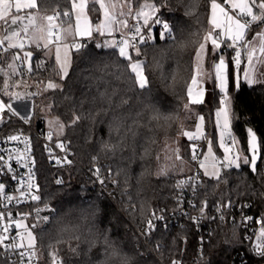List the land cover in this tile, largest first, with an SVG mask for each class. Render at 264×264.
Masks as SVG:
<instances>
[{
	"label": "trees",
	"instance_id": "trees-1",
	"mask_svg": "<svg viewBox=\"0 0 264 264\" xmlns=\"http://www.w3.org/2000/svg\"><path fill=\"white\" fill-rule=\"evenodd\" d=\"M210 1L131 0L133 9L142 2L155 4L156 15L170 25L175 36V41L161 39V26L157 25L153 39L140 46L138 57L133 55V59L145 61L148 84L144 89L135 84L130 69L123 70L122 66L128 62L114 54L115 49L98 48L93 39L72 52L68 77L60 80V87L41 97L48 106V114L64 125L61 139L75 161L54 173L52 166L43 157L40 159L41 201L26 214L34 219L32 225L38 224L32 229L43 259L48 257V248L54 247L58 248L61 264H103L105 237L127 256L128 264H170L176 257L179 238L185 235L182 230L157 229L147 243L135 231L152 213L174 207L177 184L185 176L156 177L155 170L163 140L178 135L180 120L186 112L184 105L189 104L187 86L191 82L195 53L209 31ZM37 5L34 11L39 14L71 12V0H37ZM91 16L97 21L99 11ZM41 52L32 55L34 74L27 82L58 80L53 60L44 59ZM224 52L229 59L228 52ZM102 93L108 99L102 100ZM212 93L216 102L214 87ZM229 94L231 126L239 148L248 157L245 128H251L259 138L261 160L255 175L248 165L223 172L219 181L202 175L196 202L199 205L206 202L207 208L213 211L228 200L247 201L261 210L264 207L261 164L264 161V85L244 84L236 90L230 87ZM36 104L39 106L36 101L35 108ZM189 106L203 114L207 132L211 133L212 107L209 104ZM77 115L80 120L73 124ZM156 115L159 118L153 119ZM114 117L123 124L118 131L113 124ZM32 119L33 126L45 128L40 123L34 125ZM105 144L116 148L106 150ZM183 149V156L189 161L187 142ZM58 175L61 183L56 185L53 178ZM101 176L113 180L109 195L93 185V180ZM45 216L49 217L48 221L43 220ZM188 237L192 242L196 236L190 233ZM233 251H242L246 264L264 263V256L254 254L244 244L234 224L217 220L207 245V260L210 264H229Z\"/></svg>",
	"mask_w": 264,
	"mask_h": 264
},
{
	"label": "snow or ice",
	"instance_id": "snow-or-ice-1",
	"mask_svg": "<svg viewBox=\"0 0 264 264\" xmlns=\"http://www.w3.org/2000/svg\"><path fill=\"white\" fill-rule=\"evenodd\" d=\"M129 5V14H131V0H127ZM7 5V7H4ZM98 6V7H97ZM37 0H0V28L4 29V38L0 39V54L8 51L9 49H19L20 51L14 53L11 57L12 63L8 64L7 67L11 72H5V76H15L19 74L21 77L26 73L34 74V69L31 63L32 51H24L25 41H29L31 44H35L37 48L42 47L51 51V48H55L54 61L59 66L58 74L61 79H67L69 74L68 67V51L75 49L79 51L83 46L80 43H76L77 38H84L85 36H92V27L90 24V15L103 9L102 23L97 27V33L105 35L101 32V28H112L115 25L127 27L128 21L126 18L119 19L116 15L111 14L109 8L106 7L104 0H72L71 7L75 10V25L74 30L72 28L64 29L63 31L73 36V43L67 44L64 42L61 36V29L64 23L72 22V13L70 11L58 12L51 16H40L39 13H33L28 11L26 15H21L25 10L37 9ZM148 10L145 11L140 9L136 13L137 23L133 24L128 29L132 33L131 39H121L112 44V48L116 50L119 58L127 61L126 65H123V70L130 74H134L135 84L139 88L144 89L148 80L145 76L144 65L145 61L140 59H133L132 53L138 57L140 55V46L147 44L148 40L153 38L152 27L149 24L150 18L155 16L152 23L161 26V39H168L175 41V36L172 33L171 27L167 22L160 19L157 12V6L155 4L146 5ZM64 17L66 19H61ZM211 24L207 35L204 36V42L199 44V47L195 53L196 66L194 67L191 75V82L187 86V96L189 104L198 105L204 103L203 90L199 85V80L203 74L202 59L203 57L211 54L215 59L212 60V68L214 71V82L223 93V99H221V107L215 111V124L218 129V138L208 139L207 141V155L203 159L199 160L200 168L203 169V175L207 177H214L218 181L221 179V169H240L239 156H233L232 147L237 143L236 138L233 136L231 131V120L228 103L229 87L234 85L239 89L242 85L254 86L258 83L257 79L253 78L252 69L253 66L259 62L264 65V31L254 33L251 38L248 37V33L254 22L264 21V0H223V4L217 2V0H211ZM142 18V23L140 22ZM26 21V22H25ZM59 21V23H57ZM15 26V27H14ZM147 27L148 29V40L142 34V29ZM10 30V31H9ZM66 39V38H65ZM7 42V43H6ZM6 45V46H5ZM225 49L232 50L231 59L225 58ZM21 52L23 54L21 55ZM63 52V58H62ZM259 54V55H257ZM41 67V66H38ZM3 71V69H0ZM56 71V69H54ZM264 74V72H262ZM6 87L3 92L9 94V102L0 100V119L6 113H12L19 115V113L12 107L11 99L12 94L9 92L8 81L5 80ZM57 84L49 81L47 89L55 91ZM19 99V95L16 97ZM102 100L108 99L105 94H101ZM189 104H185L184 107L188 108ZM156 115L153 119H158ZM25 120H30V115L23 117ZM80 120V116L77 115L74 118L73 124ZM200 122L204 121V117H199ZM56 123H59L58 121ZM113 124L118 131L122 126V121L114 117ZM64 125H60L61 130ZM201 133L200 126H197L196 134L185 131L183 135L188 139H197ZM53 132H48V139L51 140ZM248 146L250 152V158L245 157L243 163L249 165L251 171L255 172L257 169V158L260 153V144L257 141L256 133L251 129H247ZM226 137L228 138L226 140ZM10 140L18 139V137H9ZM218 143L219 148L223 150V158L220 159L213 153V143ZM57 148L64 149V141L58 140L56 144ZM105 149L111 148L115 150L116 145H104ZM192 148V160H198L199 156L197 153V147L195 145ZM176 159L182 160L179 155V149L175 150ZM211 157L213 171L209 172L207 162ZM171 159V157H168ZM71 163V161H67ZM3 157L0 156V171H5L2 167ZM219 165V166H217ZM11 170L9 164L7 171ZM99 170H97L98 172ZM161 174H167V167L161 169ZM61 183V181H57ZM103 183V181H101ZM191 184L193 191L195 192L196 187L200 184L199 173L194 176L188 177L186 180L179 182L180 187ZM31 188V185H28ZM5 186L0 183V191H3ZM10 199V197H5ZM32 200H39V195H31ZM196 207L195 204L191 205ZM207 207V203L204 202L201 206V211ZM23 215V214H20ZM153 215H155L153 213ZM163 219V216L159 217ZM0 219H4V213H0ZM7 226L0 228V232L8 233L9 229L12 228V217L9 214L7 217ZM43 220L48 221L49 217H43ZM149 228H152V221H148ZM38 224H34L31 227L35 228ZM15 227H23L20 221L15 222ZM264 235V230H262ZM17 238L19 243H16ZM7 235H0V250L8 249H21L19 255L23 259L27 258L28 264H31V258L35 255V244L36 236L32 231H27V244L24 243V237L17 233V237L11 238ZM106 245L103 264H128L127 256L115 245L108 242L107 238H104ZM26 249V251H24ZM264 256V252L259 253ZM175 264V262H173Z\"/></svg>",
	"mask_w": 264,
	"mask_h": 264
},
{
	"label": "built area",
	"instance_id": "built-area-1",
	"mask_svg": "<svg viewBox=\"0 0 264 264\" xmlns=\"http://www.w3.org/2000/svg\"><path fill=\"white\" fill-rule=\"evenodd\" d=\"M58 13V11H56ZM55 13V14H56ZM59 23V21H58ZM132 23L127 29L126 33L121 39H131L132 33L128 31L133 26ZM254 23L251 26L250 31L253 29ZM249 31V33H250ZM248 33V35H249ZM142 34L145 31L142 29ZM117 40V41H118ZM20 50H8L3 54H0V60L4 57L13 55ZM24 51H32L34 54L41 49H33L25 46ZM228 52L229 59L232 56L231 49H225ZM23 52H21V55ZM19 75V74H18ZM20 78L29 79L31 74L25 72ZM222 97L219 99L221 101ZM0 100L8 103L9 100L5 99L0 94ZM11 102V101H10ZM12 104V102H11ZM13 107V104H12ZM14 108V107H13ZM25 113H19L14 115L12 113H6L3 118L0 119V156L3 157L2 167L5 171H0V183L5 186L3 191H0V213H4V219H0V228L7 226L9 214L12 217V228L8 233L0 232V235H7L9 241L11 238L17 237V233L24 237V243L26 242V232L20 227H15L16 221H23L29 219L27 211L36 209L41 199L32 200L31 195H39L40 193V159L41 157L46 160L50 166H52L54 173H59L71 164H75L71 154L66 149H60L56 147L58 140L54 133L52 139H48V132L51 131L47 128L36 127L30 123V120H25ZM16 136L18 139L10 140L9 137ZM208 135L205 136V140ZM192 142H197V139H191ZM204 141L197 144L198 160H192V153L189 152V162L191 164V170L185 174L180 181L186 180L188 177L194 176L199 173L200 184L196 187L195 192L191 184L183 187L178 186L176 190V196L174 198V207L172 209L161 208L157 212H154L146 219V222L141 228L136 229L135 233L139 239L147 243L152 237V234L157 229L167 230L168 228H178L185 233L180 236L178 241L179 251L176 257L172 259L170 264H210L206 257V249L211 237L216 228L217 220H227L237 227L241 234V239L246 246H248L252 252L256 255L264 252V207L261 210H257L251 202H237L228 200L225 203L220 204L215 210L204 208L201 211V206L196 202L197 194L202 186L201 176L203 175L199 160L202 155V145ZM71 161V163H67ZM9 164L11 170L7 171ZM264 170V161L261 162ZM61 175L53 178L54 184L58 185L57 181H61ZM103 181V183H101ZM31 185V188L28 185ZM113 180L104 176L97 177L93 180V185L103 194L109 195L112 193ZM10 197L6 199L5 197ZM195 204L196 207L191 205ZM23 214V215H20ZM163 216V219L159 217ZM152 221V228H149L148 221ZM32 225V222L29 221ZM194 233L196 236L194 241L191 242L188 235ZM16 243H19L17 238ZM158 248H156L157 250ZM21 249H8L0 250V264H22V258L19 255ZM26 251V249H24ZM48 257L43 259L37 248H35V255L31 258V264H61L58 258V248L49 247ZM242 251H233L230 255L229 264H246L247 259L244 258ZM23 264H28L27 258L23 259Z\"/></svg>",
	"mask_w": 264,
	"mask_h": 264
},
{
	"label": "rangeland",
	"instance_id": "rangeland-1",
	"mask_svg": "<svg viewBox=\"0 0 264 264\" xmlns=\"http://www.w3.org/2000/svg\"><path fill=\"white\" fill-rule=\"evenodd\" d=\"M104 2H105L106 7L109 8V11L111 14L116 15L119 19H124V18L127 19V21H128L127 27L131 23H137L136 13L138 10L143 9V10L147 11L148 9L145 6L146 5H152L150 2H142L137 9H133L131 7V14H129V5H128L127 1H124V0H104ZM217 2L223 4V2H221L220 0H217ZM71 4H72V0H71ZM4 7H7V5H4ZM28 11H31L33 13H37L34 10H25L24 12L21 13V15H26ZM103 11H104L103 9H101L99 11V18L97 21H94V18H92V16L90 15V24L92 27V36L91 37L85 36L82 39L77 38L75 41L76 43L82 44L85 41L95 39L96 45L98 48L113 49L112 44L114 42H116L120 37H123L125 35L127 27L119 26L118 24L112 28H101L100 31L105 33V35H100L97 32H96V34L94 33V29L97 30L98 25H100L102 23ZM71 13H72V17H73L72 22L70 24L66 23V24L62 25V29H61L62 39H64V42L67 44L73 43V36L64 32L63 30L68 29V28H72L74 30L75 10H73L72 7H71ZM39 15L40 16H51V15H46V14H39ZM154 19H155V16H153L149 20V24L152 27L153 31H154L155 27L157 26V24L152 23V21ZM211 19H212V17H211V1H210V4H209V30L212 29V27H213L211 24ZM140 22L142 23V18H141ZM2 23L3 22H0V24H2ZM57 23H58V21H57ZM143 30L145 31V34H144L145 39L148 40V29H147V27L143 28ZM161 31H162V29L160 28V33H161ZM261 31H264V23L262 21L254 22V27L250 31L248 37L251 38V36L254 33L261 32ZM95 35H96V37H95ZM152 35H153V32H152ZM3 38H4V32H2V28H0V39H3ZM151 40H148V41H151ZM42 43L43 42H41V47L37 48L35 44H31L27 40L25 41L26 46L29 48L42 49L43 50L41 52L42 57L46 60L52 59L54 62V67L58 70L59 66L56 65L55 61H54L55 48L52 47L51 51H49L48 49H44L42 47ZM73 51H75V49H71L68 51L67 60H68L69 69L71 66V58H72V52ZM132 55H135V53L133 52ZM257 55H259V54H257ZM11 57H12V55H11ZM62 58H63V52H62ZM225 58L227 59L226 54H225ZM204 60H205V57H203V59L201 61L202 68H203V74L200 77L198 87L201 90H203L204 103H202V104H209L212 107L213 130L211 133L207 132L208 130L206 128L205 119L202 123L200 122L199 117L203 116L202 113L197 111L195 108H192L191 106L186 108L185 115L180 120V130H179L178 135L175 138L163 140V142L161 144L159 155L157 157V164H156V170H155V176L156 177L178 176V175L180 176V175L189 173L191 170V167H190V163H189L188 159H186L183 156V152H184L183 144L187 142L188 147H189V152L192 153L191 146L192 145L197 146L198 143L200 144L201 142L204 141V150H203L202 155H201V159H203V157L205 155H207V141H208V139L218 138V129H217L216 124H215V111L221 107L219 99L221 97L223 98V93L221 92V90L217 86V83L214 82V71L212 68V60L213 59L210 60L209 66L206 65V63H205L206 61H204ZM1 61L2 60H0V69H3V71H0V82H2V84L0 85L1 96L5 97L9 100V94H6L3 92V89L6 87L5 80H7L8 81L7 86L9 88V92L13 96V98L11 99V102L13 104L14 109H16V111L18 113H25L26 116L30 115V119L33 118L32 120L34 122V125L38 124V123L43 124L45 128L51 130L54 133L57 140L62 141L61 137L63 135V129L61 130V128H60V125H62V124L56 118H54L48 114V106L42 102L43 100L41 98L46 92L51 90V89H47V84L50 80L46 81V82H43V81H39V82L34 81L33 82L31 80V82H27L26 79L24 80V79L20 78L18 74L15 76H11V75L5 76L4 73L5 72L10 73L11 70L8 67H6L4 69V66L2 65L3 63ZM10 61L11 62L9 64L12 63L11 58H10ZM31 63H32V58H31ZM195 66H196V59L194 62V67ZM262 72H264V65L257 62L253 66V69H252L253 78L257 79V81H258V83L254 86L264 85V74H262ZM60 80H62V79L60 78V75L58 74V80H55V81L51 80V81L56 83L58 86L57 88H59L60 87ZM254 86H248V87H254ZM213 87L215 88V93L217 94V98H218V100L216 102L213 101V97H214V95L212 93ZM230 87H232L235 90L237 89L234 85H231ZM17 94L20 97L19 99L15 98ZM187 98H188V96H187ZM36 101L38 102L39 106H37V104H36V108H35L34 102H36ZM188 103H189V100H188ZM198 105H200V104H198ZM227 107L229 109V114H230L231 96L229 93H228ZM34 110H36V112H34ZM32 115H33V117H32ZM230 120H231V115H230ZM57 121L59 123H56ZM198 125L200 126L201 133L197 134V135H199V138H197V142H192V140L185 137L183 135V133L185 131H188V132H192V133L196 134V130H197ZM231 131L233 134L232 126H231ZM206 135H208V137L205 140ZM233 136L235 137L234 134H233ZM227 139L228 138L226 137V140ZM176 149H179V155H180V157H182V160L176 159V152H175ZM213 153L217 157H219L220 159L223 158L224 153H223V150L221 148H219L218 143H215V142L213 143ZM232 154H233V156H239V163L241 165L240 169L242 167L247 166L243 163V160L246 156L241 152L238 142L232 147ZM168 157H171V159H168ZM217 166H219V165H217ZM163 167H167V174L166 175L161 174V169ZM207 167H208L209 172L213 171L211 157L209 158V160L207 162ZM233 169H235V168H233ZM227 170H230V169H221V175L223 174V172H225ZM236 170H239V169H236ZM201 171L203 173V169H201ZM204 177L206 179H209V180H217L214 177H207V176H204ZM33 220L34 219H32V218L28 219V220L24 218L23 221H20L21 224L23 225V227H21V228L26 232V242H27V231L30 230L33 232V229L30 226L31 223L29 222V221H33ZM35 220H37V219H35ZM35 248H36V244H35ZM261 264H264V263H261Z\"/></svg>",
	"mask_w": 264,
	"mask_h": 264
},
{
	"label": "crops",
	"instance_id": "crops-1",
	"mask_svg": "<svg viewBox=\"0 0 264 264\" xmlns=\"http://www.w3.org/2000/svg\"><path fill=\"white\" fill-rule=\"evenodd\" d=\"M221 2H223V0H220ZM132 24V23H131ZM131 24H129L128 25V27L131 25ZM127 27V28H128ZM2 32H4V29H2ZM6 46V45H5ZM25 46H26V44H25ZM9 50H15V48H13V49H9ZM41 51H43L42 49H41ZM10 58H11V55L10 56H8V57H4L3 59H2V65L4 66V69L7 67V65L11 62L10 61ZM211 59H215V57H213L211 54H209V55H207V56H205V60L204 61H206L205 63H206V65H208V63H210V60ZM187 174V173H186Z\"/></svg>",
	"mask_w": 264,
	"mask_h": 264
},
{
	"label": "water",
	"instance_id": "water-1",
	"mask_svg": "<svg viewBox=\"0 0 264 264\" xmlns=\"http://www.w3.org/2000/svg\"><path fill=\"white\" fill-rule=\"evenodd\" d=\"M96 32H97V30L96 29H94V33L96 34ZM247 129H249V127H246L245 128V134H246V145H247V153H248V157L250 158V152H249V146H248V136H247ZM257 136V135H256ZM257 141L259 142V138H258V136H257ZM260 160H261V153H259L258 154V158H257V167H258V165H259V163H260ZM248 168H249V171L253 174V175H255L256 174V172H257V169H256V171L255 172H253V171H251V169H250V166L248 165Z\"/></svg>",
	"mask_w": 264,
	"mask_h": 264
}]
</instances>
